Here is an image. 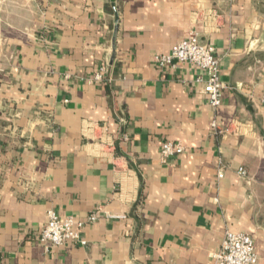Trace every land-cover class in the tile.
Returning <instances> with one entry per match:
<instances>
[{"label":"crops","instance_id":"obj_1","mask_svg":"<svg viewBox=\"0 0 264 264\" xmlns=\"http://www.w3.org/2000/svg\"><path fill=\"white\" fill-rule=\"evenodd\" d=\"M191 33L215 107L154 61ZM263 94L264 0H0V264H214L226 230L264 264ZM49 209L97 211L86 244L41 243Z\"/></svg>","mask_w":264,"mask_h":264},{"label":"built area","instance_id":"obj_2","mask_svg":"<svg viewBox=\"0 0 264 264\" xmlns=\"http://www.w3.org/2000/svg\"><path fill=\"white\" fill-rule=\"evenodd\" d=\"M154 61L160 68H173L178 63L193 65L201 71L197 80L202 84V91L208 103L212 107L221 103L225 84L220 77V62L213 44L202 43L197 34L191 33L174 43L167 53L155 54ZM101 77L102 73L98 72L96 78ZM261 99L264 101V94ZM211 125L214 127L215 122ZM183 150L180 143L165 141L161 143L160 155L166 159L181 154ZM237 173L245 176L246 170L238 168ZM96 218L97 211L90 213L85 220H78L71 215L61 218L54 210L49 209L46 211V222L40 232L39 241L47 247L59 246L68 242L85 245L86 241L80 234L81 229L86 223L93 222ZM212 257L214 264H255L257 254L253 238L245 232L226 230Z\"/></svg>","mask_w":264,"mask_h":264}]
</instances>
